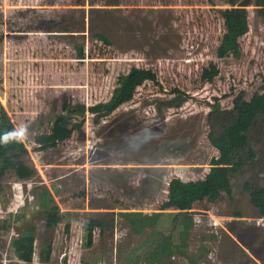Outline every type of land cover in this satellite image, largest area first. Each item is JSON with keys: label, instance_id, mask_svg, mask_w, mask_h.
<instances>
[{"label": "rangeland", "instance_id": "1", "mask_svg": "<svg viewBox=\"0 0 264 264\" xmlns=\"http://www.w3.org/2000/svg\"><path fill=\"white\" fill-rule=\"evenodd\" d=\"M234 7L247 11L250 30L240 38V57L219 58L221 11L231 8L224 0H0V110L26 130L23 159L35 170L28 179L13 170L0 177V219L9 223L0 228V264H148L164 238L184 243L186 255L157 264H262L264 0ZM212 62L220 73L204 82ZM133 66L155 79L117 110L91 113ZM177 99L180 107L167 106ZM64 104L85 106L70 113L80 129L41 147L36 136L66 113ZM225 120L231 134L249 128L254 158L242 164L238 150L229 152L230 193L196 203L187 233L183 215L174 214L133 228L121 212H162L172 178L207 174ZM44 188L63 212L52 227L37 200ZM91 219L101 225L87 246Z\"/></svg>", "mask_w": 264, "mask_h": 264}, {"label": "trees", "instance_id": "2", "mask_svg": "<svg viewBox=\"0 0 264 264\" xmlns=\"http://www.w3.org/2000/svg\"><path fill=\"white\" fill-rule=\"evenodd\" d=\"M224 2L231 6L221 11V16L224 20L225 31L220 41L217 50V57L225 58L228 56L240 57L241 46L240 38L246 35L250 30L249 14L244 8H235L234 6L239 0H224ZM247 5V4H245ZM68 31V30H67ZM96 37L103 40L105 43H109L107 36L97 33ZM220 73V69L215 63H210L208 67L203 69L201 79L204 82H212L216 76ZM155 75L150 69L143 67L133 66L127 73H121L118 76L117 86L114 88L112 96L105 102H98L95 105L88 107V110L94 114H103L105 112H113L120 106L131 101L134 97V93L144 81L154 80ZM176 92H180L176 90ZM184 100L177 99L167 103L168 107H180ZM215 108H218L216 106ZM62 111L66 113H60L55 115L49 130L36 136L38 138L41 147L48 148L56 145L58 142L70 138L73 132L80 129L81 122H73V116L70 113L72 111L82 112L85 111V106L76 107L75 104H64ZM218 111V110H217ZM241 119L245 116L238 117ZM248 119V117H247ZM230 125V127H228ZM224 130L221 134L223 139L219 143L220 154L218 157H213L210 161V169L203 178L196 180H184L180 177L172 178L168 183L167 199L161 204V211H173L167 212L168 214H174L175 216L183 215L184 233L192 226V219L188 216L192 215V208L196 203L206 201L207 199L219 196L222 193H230V172L233 168L226 165L228 161L229 152L232 150H238L242 164H246L248 161L253 160V150L251 148L250 134L246 125H240L235 132L230 133L231 123L224 121ZM17 131L15 125L11 122L4 107L0 110V138L5 134ZM27 153L23 142L21 140L10 139L7 143H4L0 139V177L8 170L15 171L16 175L20 179H28L34 176L35 170L26 164L23 156ZM3 190L0 183V192ZM42 192V194H41ZM37 195L40 206L45 211V220L47 227L58 225L63 220V212L59 205L56 204L54 194L51 189L44 188ZM124 216L128 217L136 230L141 229L137 227L138 221L143 223L153 224V219H158L162 216L161 212H153L151 214L144 212H121ZM2 223V224H1ZM101 225V222L96 219H91L86 226V242L87 246L92 244L93 230L95 226ZM139 226V225H138ZM0 228H9L7 220L0 219ZM20 247V245H19ZM185 244L177 246L171 238H164V242L158 243L155 249L150 253L152 260L148 264H157L162 256H173L174 254L186 255L183 248ZM24 258L30 259L32 250V244L28 241L24 247ZM23 248V250H24ZM48 260L50 257L51 247L46 249ZM262 260V259H261ZM195 264V261H193ZM264 264V260H262Z\"/></svg>", "mask_w": 264, "mask_h": 264}, {"label": "clouds", "instance_id": "3", "mask_svg": "<svg viewBox=\"0 0 264 264\" xmlns=\"http://www.w3.org/2000/svg\"><path fill=\"white\" fill-rule=\"evenodd\" d=\"M25 133H26V130L24 128H21L17 131L5 134L0 139H2L4 143H7L10 139L22 140L25 136Z\"/></svg>", "mask_w": 264, "mask_h": 264}, {"label": "crops", "instance_id": "4", "mask_svg": "<svg viewBox=\"0 0 264 264\" xmlns=\"http://www.w3.org/2000/svg\"><path fill=\"white\" fill-rule=\"evenodd\" d=\"M167 212H168V211H162L161 213L168 214Z\"/></svg>", "mask_w": 264, "mask_h": 264}]
</instances>
